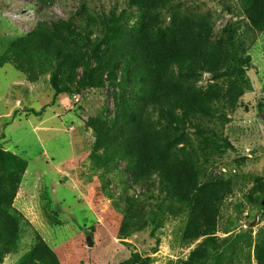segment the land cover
<instances>
[{
  "label": "rangeland",
  "instance_id": "374dc122",
  "mask_svg": "<svg viewBox=\"0 0 264 264\" xmlns=\"http://www.w3.org/2000/svg\"><path fill=\"white\" fill-rule=\"evenodd\" d=\"M117 2L0 0V150L26 163L16 188L0 178V264H28L40 247L58 264H193L190 254L204 250L207 238L216 245L203 255L210 264H257L254 246L264 229V32L248 23L241 0H178L160 19L164 30L174 17L205 20L213 43H225L228 34L249 58V87L234 110L216 105L197 115L193 123L204 136L193 124L177 126V148L195 151L200 183L211 185L205 204L191 212L136 186L122 163L108 168L92 158L97 134L90 123L113 118L119 93L108 75L99 87L73 86L54 98L50 66L19 61L12 51L11 42L38 22L67 20L79 4L98 20ZM115 10L118 31L134 24L136 9ZM215 83L225 87L227 80L202 73L197 86ZM126 209L140 211L143 230L126 222Z\"/></svg>",
  "mask_w": 264,
  "mask_h": 264
},
{
  "label": "trees",
  "instance_id": "16d2710c",
  "mask_svg": "<svg viewBox=\"0 0 264 264\" xmlns=\"http://www.w3.org/2000/svg\"><path fill=\"white\" fill-rule=\"evenodd\" d=\"M55 1L41 3L48 6ZM115 1L119 3L114 9L107 15L102 12L98 20L85 4H79L67 20L38 22L25 36L11 42L12 51L19 61L35 60L50 66L54 98L70 93L73 86L99 87L102 76L108 75L119 93L113 118L90 123L97 134L92 158L108 168H118L122 163L136 186L160 193L159 202L165 195L171 208L194 211L205 204L211 185L200 183L195 151L177 148V126L193 124L204 136V130L193 123L197 115L205 116L216 105L234 110L249 87L244 78L249 58L228 34L225 43H213L209 23L200 18L174 17L169 29L164 30L161 15L178 0ZM119 5L137 10L134 24L120 31L118 19H113ZM241 9L252 28L264 32V0H241ZM95 32L98 35L92 39ZM78 68L82 76L76 80ZM117 72L121 74L118 84ZM202 73L214 79L226 78L227 84L199 88ZM25 170L23 160L0 150V178L6 183L16 188ZM126 214V222L133 229H144L140 211L126 209ZM203 245L204 250L190 254L193 264H210L203 255L215 250L216 245L212 238ZM41 253L46 258L40 257ZM213 256L221 259L223 253ZM254 257L257 264H264V229L257 233ZM28 264L58 263L40 247L33 251Z\"/></svg>",
  "mask_w": 264,
  "mask_h": 264
},
{
  "label": "water",
  "instance_id": "95a60500",
  "mask_svg": "<svg viewBox=\"0 0 264 264\" xmlns=\"http://www.w3.org/2000/svg\"><path fill=\"white\" fill-rule=\"evenodd\" d=\"M264 204V203H263Z\"/></svg>",
  "mask_w": 264,
  "mask_h": 264
}]
</instances>
